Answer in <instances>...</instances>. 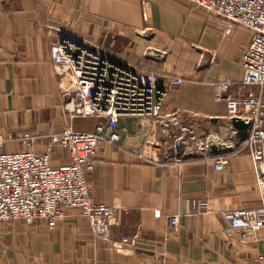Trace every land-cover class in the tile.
<instances>
[{
    "label": "crops",
    "instance_id": "1",
    "mask_svg": "<svg viewBox=\"0 0 264 264\" xmlns=\"http://www.w3.org/2000/svg\"><path fill=\"white\" fill-rule=\"evenodd\" d=\"M63 34L155 73L161 86L182 79L163 108L180 123L171 124L172 136L197 127L215 135L225 125L226 104L215 102L213 87L243 80L242 57L252 40L246 28L225 35L221 20L190 0H0V131L15 140L6 152L23 151L16 139L36 136L35 150L43 154L48 136L67 125L95 129L96 120H71L66 110L69 70L54 65L50 53ZM119 127L121 144H103L85 177L94 202L120 208L112 241L136 237L135 245L116 251L93 237L88 221L72 210L53 230L44 221L0 222V264H256L264 233L243 238L235 230L227 237L223 217L263 205L249 153L230 156L219 173L209 160H167L172 139L160 126L145 135L132 119ZM69 163V153L54 146L50 164ZM171 216H179L178 233Z\"/></svg>",
    "mask_w": 264,
    "mask_h": 264
},
{
    "label": "built area",
    "instance_id": "2",
    "mask_svg": "<svg viewBox=\"0 0 264 264\" xmlns=\"http://www.w3.org/2000/svg\"><path fill=\"white\" fill-rule=\"evenodd\" d=\"M203 12L217 17L225 26V35L238 28L252 32V40L242 57L244 77L240 83L230 80L214 84V100L225 103V125L215 135L197 128H185L172 136L169 128L180 126L175 116L163 115L170 91L183 85L173 78L167 86L159 84L155 73L139 70L112 52L87 41H77L64 34L51 47L54 65L68 68L72 84L71 99L66 106L70 119H94V131H81L67 125L59 134L48 136L45 153H37L40 139L25 136L16 139L25 149L6 152L5 146L15 140L0 131V222H23L27 226L44 221L53 230L68 211L76 210L88 221L93 237L111 242L120 252L135 245V238L111 239L112 228L119 225V207L94 202L85 175L93 172L95 157L103 144L119 146L122 136L119 123L132 119L147 134L162 127L163 135L172 139L165 152L167 160H209L217 172H223L230 156L248 152L262 195V207L239 210L223 215L225 234L241 230L242 237L264 233V0H190ZM148 17L147 9L143 19ZM257 88L258 92L251 91ZM234 122L247 128L238 130ZM54 146L67 151L70 163L62 167L50 164ZM173 153V156H172ZM146 162L151 158L141 156ZM173 233L180 228L179 216H171ZM264 264V254L256 259Z\"/></svg>",
    "mask_w": 264,
    "mask_h": 264
},
{
    "label": "water",
    "instance_id": "3",
    "mask_svg": "<svg viewBox=\"0 0 264 264\" xmlns=\"http://www.w3.org/2000/svg\"><path fill=\"white\" fill-rule=\"evenodd\" d=\"M64 39L67 38V36L63 35ZM234 127L237 128L238 130H245L247 126L243 122H234Z\"/></svg>",
    "mask_w": 264,
    "mask_h": 264
},
{
    "label": "rangeland",
    "instance_id": "4",
    "mask_svg": "<svg viewBox=\"0 0 264 264\" xmlns=\"http://www.w3.org/2000/svg\"><path fill=\"white\" fill-rule=\"evenodd\" d=\"M136 128H137V127H136ZM138 129H139V128H138ZM143 132H144V131H143ZM145 132H146V131H145ZM145 132H144V133H145Z\"/></svg>",
    "mask_w": 264,
    "mask_h": 264
}]
</instances>
